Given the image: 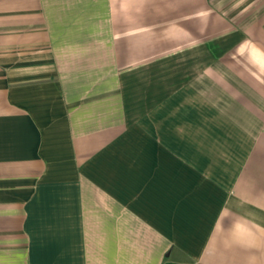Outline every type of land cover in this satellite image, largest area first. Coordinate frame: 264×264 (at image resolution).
Returning a JSON list of instances; mask_svg holds the SVG:
<instances>
[{"label":"crops","instance_id":"0c3cea01","mask_svg":"<svg viewBox=\"0 0 264 264\" xmlns=\"http://www.w3.org/2000/svg\"><path fill=\"white\" fill-rule=\"evenodd\" d=\"M0 264H264V0H0Z\"/></svg>","mask_w":264,"mask_h":264}]
</instances>
